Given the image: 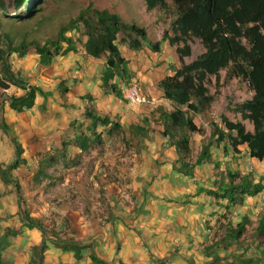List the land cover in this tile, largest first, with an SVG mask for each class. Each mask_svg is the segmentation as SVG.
Listing matches in <instances>:
<instances>
[{
	"label": "rangeland",
	"instance_id": "374dc122",
	"mask_svg": "<svg viewBox=\"0 0 264 264\" xmlns=\"http://www.w3.org/2000/svg\"><path fill=\"white\" fill-rule=\"evenodd\" d=\"M14 1L2 0L7 16H0V34H8L14 46L22 41L28 45L55 41L60 28L90 6L146 28L148 42L141 51L131 50L125 38L122 40L123 35H119L120 51L132 68L130 82H121L120 87L125 98L128 87L137 84L152 104L131 106L126 98L122 101L114 96L101 104L84 100L82 97L91 95L89 92L95 93L105 61L93 58V62L88 61L83 48L86 37L80 33L68 34L80 39L76 55L57 57L47 67L41 65L34 46L25 57L8 54L12 73L52 95L46 101L38 96L35 107L17 117L15 127L8 116L7 120L3 117V111L12 97H21L26 91L13 85L9 89L2 87V83L9 81L0 63V244L3 241L5 245L2 259L10 264H28L34 247L42 245L41 233L24 227L23 212L39 220L50 239L94 244L97 256L110 264L214 263L212 257L217 254L210 256L207 247L221 242L229 222L237 225L248 217L251 224L245 236L229 250L221 249L217 264L264 258V238L256 233L264 215V191L245 197L242 203L228 209L226 201L196 195L199 187L218 189L222 177L227 182L229 171L249 174L255 183L264 186V161L250 159L244 147L241 155L233 156L223 144H214L209 149L211 160L195 167L202 143L211 137V123L221 124L222 115L232 121L241 120L233 109L252 99L254 93L248 83L229 80L227 71H222L223 85L215 96V79L208 81L207 87L215 100L209 110L194 116L205 135H190V162L195 176L185 177L173 171L178 156L163 135L159 118L160 109L173 111L174 106L161 94H150L154 88L160 90L158 81L182 66L176 47L163 39L166 33L173 36L174 11H150L145 0H50L41 6L37 18L16 22L10 18L24 15L25 10L16 11ZM150 43H159L160 51L149 48ZM189 45L192 54L184 58L186 64L205 52L197 38ZM5 49L1 41L0 50ZM61 85L69 93H62ZM87 109L100 117H110L122 130L109 136L105 128L99 127L96 133L102 135L101 140L92 142L89 150L83 151L77 138L84 133L94 139L86 131ZM135 124L144 127L148 135L134 136L131 125ZM245 124L248 130H253L250 122ZM16 142L23 148L25 162L19 169L9 171L13 182L8 183L4 173L16 161ZM83 255L78 262L72 253L50 244L44 264H92L89 251L85 250Z\"/></svg>",
	"mask_w": 264,
	"mask_h": 264
},
{
	"label": "trees",
	"instance_id": "16d2710c",
	"mask_svg": "<svg viewBox=\"0 0 264 264\" xmlns=\"http://www.w3.org/2000/svg\"><path fill=\"white\" fill-rule=\"evenodd\" d=\"M50 0H15L16 11L25 10L24 15L11 17L13 21H30L37 18L42 7ZM148 10L163 9L173 10L176 19L173 22V36L166 33L163 37L169 45L176 47L181 68L171 76L164 77L159 88L166 101L174 106L173 111L160 109L159 118L163 126V135L169 140L178 156L173 165V171L188 178H194V165L190 162L192 154L191 134L205 135L203 127H199L194 116L203 114L214 103L215 97L210 94L207 83L211 78L215 79L216 93L220 94L223 85L222 71H227V79H239L245 81L254 93L251 100L237 105L233 111L241 116V120L232 121L228 117L221 116V124L211 123L212 133L207 143H202L195 167L202 166L207 160H211L210 147L214 144L224 145L226 152L241 155L242 148H246L251 159L264 161V0H145ZM0 16H7V8L0 0ZM1 24V18H0ZM71 32H77L86 37L83 48L87 55L96 60L104 59V70L101 75V89L106 96H114L124 101V92L120 83L128 84L131 78L129 60L121 53L119 48V35H123L131 50L141 51L148 42V32L144 27L136 23H126L118 14L108 10H97L92 6L81 12L76 18L62 26L57 39L47 42L45 45L32 43L30 45L22 41L14 46L13 40L8 34H0L6 49L0 50V63L5 78L9 84L2 83L4 89L11 85L25 90L21 97H12L10 107L17 113H24L36 105L38 96L46 101L52 94L44 92L41 88L30 86L25 80L12 73L8 63V54H18L25 57L31 46H34L40 63L44 67L50 66L57 57L68 56L78 52V42L68 36ZM193 38L201 41L205 52L189 64L184 62L185 57H190L192 49L189 45ZM124 40V41H125ZM122 41V42H124ZM65 45V47H64ZM181 45H183L181 47ZM148 47V46H147ZM149 48L155 52L160 51V44ZM62 93H69L65 85H61ZM84 100L93 102L92 95H85ZM228 107H231L229 103ZM85 117L89 121L87 132L94 137L82 133L77 138V144L81 150L87 151L92 142L100 141L101 134L96 133L99 127L105 128L109 136L120 132L122 126L114 122L110 117H100L92 110H85ZM251 123L253 130L247 129L245 122ZM3 127L6 123L3 122ZM131 133L134 136H147L146 129L139 125H131ZM17 153L16 161L4 173L6 182H13L9 171L18 169L25 160L22 159L23 148L21 144L14 143ZM227 182L221 178L218 189H206L199 187L196 195L206 194L217 200L226 201L229 206H235L245 197H253L264 191L261 183H255L251 175L240 173H227ZM17 188L20 186L17 184ZM20 190V189H19ZM20 200L22 201L21 197ZM24 227L29 230H37L43 237L42 245L34 247L28 264H44V254L51 244L65 253H72L76 261L83 260V252L89 251L92 264H110L99 258L95 252L94 244L80 245L73 240L50 239L44 225L31 217L27 212L22 213ZM251 220L243 218L237 225L229 222L225 227V236L221 242H215L207 247L206 251L214 256L213 262H219L218 252L229 250L234 244L242 240L247 232ZM256 233L264 238V215L260 218ZM3 241L0 244V264H10L2 259V250L5 248ZM164 264L163 261L159 262ZM189 264H193L189 262ZM238 264H264V258L256 260L241 259Z\"/></svg>",
	"mask_w": 264,
	"mask_h": 264
},
{
	"label": "crops",
	"instance_id": "0c3cea01",
	"mask_svg": "<svg viewBox=\"0 0 264 264\" xmlns=\"http://www.w3.org/2000/svg\"><path fill=\"white\" fill-rule=\"evenodd\" d=\"M84 54H86V53H84ZM72 55H76L75 53H73ZM88 61L89 62H93V59H92V57H90L89 55H88ZM129 68H130V70L132 69L131 67H130V65H129ZM132 71V70H131ZM164 78V77H163ZM162 78V79H163ZM145 79L146 80H148L149 79V77H145ZM161 79V80H162ZM160 80V81H161ZM160 81H158V82H160ZM143 93V92H142ZM147 93V92H146ZM149 93V92H148ZM89 94H91L92 96H93V98L95 99V103H97V104H101V103H104L107 99V97H108V100H109V98H111L112 96H105L104 94H103V91H102V89H101V78H100V80L97 82V87H96V90H95V93H92V92H89ZM150 94H155V96H157V95H159L160 96V94L163 96V93L160 91V90H156L155 88L154 89H152V90H150ZM22 113H18V114H15V113H13L12 112V110H11V107H10V103L9 104H7V107L6 108H4V111H3V117L4 118H6V120L8 119L6 116H8L9 117V120L8 121H11L12 123H14L15 125V127H16V123L19 121V118L17 119V117L18 116H20ZM12 116V117H11ZM22 135H24V134H22ZM20 144V143H19ZM230 153V152H229ZM234 156V155H233ZM235 156H238V155H235ZM249 157V156H248ZM250 158V157H249ZM251 159V158H250ZM253 160V159H252ZM13 164V163H12ZM20 168V167H19ZM18 168V169H19ZM17 170V169H16ZM4 177V176H3Z\"/></svg>",
	"mask_w": 264,
	"mask_h": 264
},
{
	"label": "built area",
	"instance_id": "2783aa9c",
	"mask_svg": "<svg viewBox=\"0 0 264 264\" xmlns=\"http://www.w3.org/2000/svg\"><path fill=\"white\" fill-rule=\"evenodd\" d=\"M125 98L131 106L152 104V102L145 97L137 84H131L128 87Z\"/></svg>",
	"mask_w": 264,
	"mask_h": 264
}]
</instances>
